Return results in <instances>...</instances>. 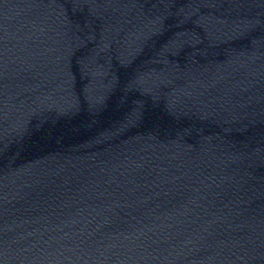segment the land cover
Returning <instances> with one entry per match:
<instances>
[{"label": "water", "instance_id": "obj_1", "mask_svg": "<svg viewBox=\"0 0 264 264\" xmlns=\"http://www.w3.org/2000/svg\"><path fill=\"white\" fill-rule=\"evenodd\" d=\"M0 264H264V0H0Z\"/></svg>", "mask_w": 264, "mask_h": 264}]
</instances>
